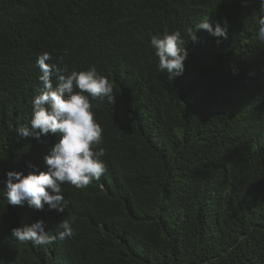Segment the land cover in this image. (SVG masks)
<instances>
[{
    "label": "trees",
    "instance_id": "1",
    "mask_svg": "<svg viewBox=\"0 0 264 264\" xmlns=\"http://www.w3.org/2000/svg\"><path fill=\"white\" fill-rule=\"evenodd\" d=\"M254 0H0V264H264V44ZM207 18L227 29H196ZM180 31L181 76L158 70L153 35ZM194 32L193 43L189 32ZM98 73L115 102L92 100L106 166L62 186L63 214L7 204L5 173L46 171L60 134L17 130L40 87L38 55ZM36 220L71 239L34 246L11 229Z\"/></svg>",
    "mask_w": 264,
    "mask_h": 264
},
{
    "label": "clouds",
    "instance_id": "2",
    "mask_svg": "<svg viewBox=\"0 0 264 264\" xmlns=\"http://www.w3.org/2000/svg\"><path fill=\"white\" fill-rule=\"evenodd\" d=\"M257 4L256 41L264 44V0ZM196 29L206 30L213 37L226 38L227 29L220 24L213 26L207 18L202 19ZM193 43L197 41L194 32H189ZM185 39L180 31L153 35L150 47L158 59V70L170 79L183 74L188 53ZM48 52L36 59L40 71V87L31 101V118L27 125L18 128L20 137L33 138L38 142L42 137L60 134L59 140L48 148L43 157L46 171H39L31 162L27 174L11 170L5 173L4 190L7 204L27 206L34 210L55 211L63 214L68 206L62 186L70 184L77 189L86 188L105 173L106 166L101 159L105 151L101 145L103 130L94 119L92 100L115 102L114 88L108 78L100 75L95 66L87 70L59 68ZM61 229L49 234L47 223L36 220L31 224L11 229V236L20 243L31 242L34 246L52 244L55 240L71 239L74 229L71 222L64 220Z\"/></svg>",
    "mask_w": 264,
    "mask_h": 264
}]
</instances>
